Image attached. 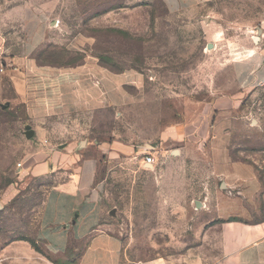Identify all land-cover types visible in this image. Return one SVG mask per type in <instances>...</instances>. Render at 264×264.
Wrapping results in <instances>:
<instances>
[{
	"label": "rangeland",
	"instance_id": "rangeland-1",
	"mask_svg": "<svg viewBox=\"0 0 264 264\" xmlns=\"http://www.w3.org/2000/svg\"><path fill=\"white\" fill-rule=\"evenodd\" d=\"M35 12L49 14L48 27L57 30L34 50L38 62L66 65L90 55L140 78L126 88L130 102L60 121L83 127L81 147L98 160L95 179L107 205L99 228L120 239V264H207L216 252L201 202L212 127L230 129L242 156L264 146V0H0V252L16 243L22 245L11 252L26 258L17 264H76L84 242L60 257L38 237L48 176L17 170L41 142L9 59L23 49L22 15ZM228 97L237 100L230 112L217 103ZM26 124L34 129L30 138ZM175 126L207 134L201 144L191 135L162 143L159 132ZM114 139L130 150L115 154L107 147ZM149 152L152 166L142 162ZM29 248L37 259L27 257Z\"/></svg>",
	"mask_w": 264,
	"mask_h": 264
},
{
	"label": "crops",
	"instance_id": "crops-1",
	"mask_svg": "<svg viewBox=\"0 0 264 264\" xmlns=\"http://www.w3.org/2000/svg\"><path fill=\"white\" fill-rule=\"evenodd\" d=\"M48 16L40 12L22 15L26 33L23 49L9 58L15 63L10 73L17 95L27 103L29 119L41 140L29 157L20 161L17 170L23 177L49 178L38 237L52 254L65 257L69 247L84 242L76 264H120V239L99 228L107 205L95 179L98 160L89 153V147H81L83 127H65L60 121L74 112L130 102L133 96L126 88L140 78L131 72H112L90 55L66 65L38 62L34 50L57 32L55 27H48ZM221 101L228 112L237 106V100L231 97L217 103ZM54 117L55 122L50 123ZM219 121L217 118V125ZM212 128L209 183L206 199L201 202L209 217L205 236L215 237L216 252L207 254V264H264V146L242 156L244 148L230 142V129ZM198 133V128L188 132L184 126H175L172 130L162 129L159 137L164 143L171 136L182 139L191 135L197 136L196 144H201L207 133ZM126 145L114 139L107 147L117 154L123 148L130 150L131 145ZM184 145L177 149L180 154L188 147ZM257 155L262 156L261 160L256 159ZM142 162L146 165L143 157ZM19 245L2 249L0 264L26 261L24 256L11 252ZM29 251L27 257L37 259ZM46 264L54 263L46 260Z\"/></svg>",
	"mask_w": 264,
	"mask_h": 264
},
{
	"label": "water",
	"instance_id": "water-1",
	"mask_svg": "<svg viewBox=\"0 0 264 264\" xmlns=\"http://www.w3.org/2000/svg\"><path fill=\"white\" fill-rule=\"evenodd\" d=\"M211 45H209V47H210ZM25 136L27 137V138H30L31 136H33V134H34V130H33V128H31V125L30 124H26L25 125ZM177 150H175V152H176ZM197 204L198 205H201V203L200 202H197ZM2 208V206H1V204H0V209ZM110 213L111 214H114V211L113 210H111L110 211Z\"/></svg>",
	"mask_w": 264,
	"mask_h": 264
},
{
	"label": "built area",
	"instance_id": "built-area-1",
	"mask_svg": "<svg viewBox=\"0 0 264 264\" xmlns=\"http://www.w3.org/2000/svg\"><path fill=\"white\" fill-rule=\"evenodd\" d=\"M143 160H144V163L146 165L153 164L154 163V156L151 153H147L144 155ZM17 166L21 167V162H18Z\"/></svg>",
	"mask_w": 264,
	"mask_h": 264
},
{
	"label": "trees",
	"instance_id": "trees-1",
	"mask_svg": "<svg viewBox=\"0 0 264 264\" xmlns=\"http://www.w3.org/2000/svg\"><path fill=\"white\" fill-rule=\"evenodd\" d=\"M103 65V64H102Z\"/></svg>",
	"mask_w": 264,
	"mask_h": 264
}]
</instances>
